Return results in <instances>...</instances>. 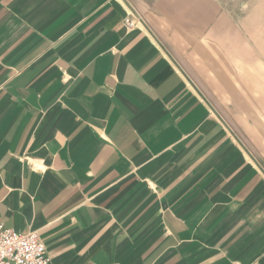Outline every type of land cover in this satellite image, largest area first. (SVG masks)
<instances>
[{"label":"crops","instance_id":"obj_1","mask_svg":"<svg viewBox=\"0 0 264 264\" xmlns=\"http://www.w3.org/2000/svg\"><path fill=\"white\" fill-rule=\"evenodd\" d=\"M218 1L0 0V222L51 264H264V169L200 83L243 61Z\"/></svg>","mask_w":264,"mask_h":264},{"label":"rangeland","instance_id":"obj_2","mask_svg":"<svg viewBox=\"0 0 264 264\" xmlns=\"http://www.w3.org/2000/svg\"><path fill=\"white\" fill-rule=\"evenodd\" d=\"M218 2L226 14L213 20L217 35L226 28L228 45L242 47L228 50L241 51L243 61L212 67L211 73L224 71L227 79L201 80L202 93L264 169V0Z\"/></svg>","mask_w":264,"mask_h":264},{"label":"built area","instance_id":"obj_3","mask_svg":"<svg viewBox=\"0 0 264 264\" xmlns=\"http://www.w3.org/2000/svg\"><path fill=\"white\" fill-rule=\"evenodd\" d=\"M128 31L139 24L138 17L129 12L123 21ZM0 264H51L43 242L36 233L20 234L0 222Z\"/></svg>","mask_w":264,"mask_h":264}]
</instances>
